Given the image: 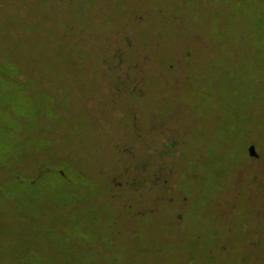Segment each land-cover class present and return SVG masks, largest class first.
<instances>
[{
    "label": "rangeland",
    "instance_id": "1",
    "mask_svg": "<svg viewBox=\"0 0 264 264\" xmlns=\"http://www.w3.org/2000/svg\"><path fill=\"white\" fill-rule=\"evenodd\" d=\"M0 264H264V0H0Z\"/></svg>",
    "mask_w": 264,
    "mask_h": 264
},
{
    "label": "water",
    "instance_id": "2",
    "mask_svg": "<svg viewBox=\"0 0 264 264\" xmlns=\"http://www.w3.org/2000/svg\"><path fill=\"white\" fill-rule=\"evenodd\" d=\"M252 149H253V147L251 146V147H250V154H253Z\"/></svg>",
    "mask_w": 264,
    "mask_h": 264
},
{
    "label": "flooded vegetation",
    "instance_id": "3",
    "mask_svg": "<svg viewBox=\"0 0 264 264\" xmlns=\"http://www.w3.org/2000/svg\"><path fill=\"white\" fill-rule=\"evenodd\" d=\"M69 1H71V0H69Z\"/></svg>",
    "mask_w": 264,
    "mask_h": 264
}]
</instances>
